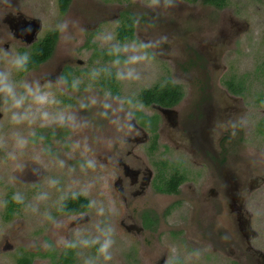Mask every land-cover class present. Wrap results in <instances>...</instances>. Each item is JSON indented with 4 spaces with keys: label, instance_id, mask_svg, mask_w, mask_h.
<instances>
[{
    "label": "rangeland",
    "instance_id": "1",
    "mask_svg": "<svg viewBox=\"0 0 264 264\" xmlns=\"http://www.w3.org/2000/svg\"><path fill=\"white\" fill-rule=\"evenodd\" d=\"M125 12L136 15V39L120 42L116 30ZM20 24L28 34L21 38ZM61 25L67 26L61 30ZM52 29L59 30L53 55L20 74L12 60L28 55ZM66 66L73 70L72 89L61 79ZM0 73L17 93L25 83H38L56 101L41 110L71 114L81 125L38 118L14 125L15 109L0 94V264H20L25 257L32 264H51L72 246L75 264H260L264 0H228L221 9L202 0H72L66 14L57 0H0ZM107 73L116 77L118 94L102 87ZM165 76L185 92L180 120L198 113L204 122L193 138L186 136L196 125L180 135L164 126L151 156L149 133L133 131L130 124L140 109L139 93ZM232 78L236 83L243 78L244 93L229 91L225 84ZM24 109L36 113L38 106L29 98ZM16 134L27 140L22 150L14 147ZM204 154L214 158L213 165ZM132 158L151 169L168 159L189 180L178 195L150 188L141 198L125 174V164L135 168ZM88 160L95 167L89 168ZM76 193L90 200L89 210L64 214L62 202ZM8 198L20 203L10 215ZM171 205L156 230L132 228L141 226L145 210L162 216ZM106 226L113 241L108 261L99 243H81L98 237L102 242L98 229Z\"/></svg>",
    "mask_w": 264,
    "mask_h": 264
},
{
    "label": "trees",
    "instance_id": "2",
    "mask_svg": "<svg viewBox=\"0 0 264 264\" xmlns=\"http://www.w3.org/2000/svg\"><path fill=\"white\" fill-rule=\"evenodd\" d=\"M72 0H57L58 8L61 14H66ZM189 2H195L197 0H185ZM203 3H210L215 5L218 8H222L227 4V0H202ZM136 15L132 12H125L123 14L122 23L118 26L116 30V36L120 42H127L130 40H135V25H136ZM59 39V30L52 29L45 37L38 42H36L32 49L30 50L28 55H24L26 57V64L23 69L19 70L20 74H25L28 71L37 68L40 64L46 62L53 55L56 44ZM73 70L70 67H66L63 73L64 79L68 84V88H74V78H73ZM231 80L226 81V85L230 88L232 92L235 94L244 93L246 85L243 84V78L239 80V82ZM102 87L109 89L112 93L118 94V82L116 77L107 73L105 78L102 80ZM183 96L182 87L175 83L170 77H166L161 80V82L156 83L154 86L150 88L143 89L139 95V99L142 101L144 105H149L151 103H155L159 106L163 107H173L181 100ZM53 131L50 132L52 135ZM50 138V137H49ZM184 178L174 176L171 181L166 183L167 191L169 193L177 192L178 185L183 182ZM90 200L83 196L80 193L73 194L64 199L61 205V210L66 214H80L85 213L90 208ZM20 206V203L15 201L14 198H8L7 207L8 214H12L15 210H17ZM74 247H68L64 253L60 256V258L51 264H75L76 256H75ZM20 264H32L31 258H22L20 260Z\"/></svg>",
    "mask_w": 264,
    "mask_h": 264
},
{
    "label": "flooded vegetation",
    "instance_id": "3",
    "mask_svg": "<svg viewBox=\"0 0 264 264\" xmlns=\"http://www.w3.org/2000/svg\"><path fill=\"white\" fill-rule=\"evenodd\" d=\"M187 2H189V1H187ZM227 2H228V0H227ZM208 5H210L212 7H216L215 5L210 4V3H208ZM216 8H218V7H216ZM218 9H221V8H218ZM17 27H20V28H16V30L19 32L17 35L18 37L21 38L23 36L28 35V34H25L26 31H24L22 29L21 24H20V26L17 25ZM26 30L28 31V29H26ZM134 32H136V25H135V31ZM46 62H44V63H46ZM66 67H70V66H66ZM64 69L62 72L61 79L66 81L64 79V76H63ZM73 76H74V74H73ZM166 77H169V76H165L164 78H166ZM170 78L172 79V77H170ZM227 88L229 89V91H231L228 86H227ZM101 89H103V88H101ZM182 92H183V96H182L181 100L179 101V103H177L173 107H163V106H159L155 103H151L149 105H144L138 96V101L140 103V109H138L134 112L135 117L133 118L130 126L132 127L133 131H141V132L149 133L150 137H147V139L150 141V147L148 149H149V153L151 156H155L157 153L158 144H159V141L161 140L162 130H163L164 126L169 125L171 129H173L174 131L177 132V134L180 135L182 133H185V129L187 128V126L189 124L196 125L194 127V129L187 134V136H186L187 138H193L194 137L193 135L196 134V132L200 131V125L204 121H202V122L199 121V114L198 113H195L194 116H192V117L186 116L185 120L186 121L188 120L187 122H183L182 120H180L179 107H181V102L183 101V99L185 97V92L183 90V87H182ZM140 93H139V95H140ZM232 93L235 94L234 92H232ZM202 114H203V112H202ZM195 118H196L197 124L195 122ZM218 119H222V118H218ZM127 134L131 135L130 132H127ZM199 137H201V135ZM136 139L137 138H134L133 140H136ZM164 150H166V149H164ZM205 153L207 154V152H205ZM206 154H204L206 159H208L209 163H211L213 165L214 158L208 157ZM129 161L134 164L132 166H134L135 168L130 169L125 164L124 165L125 174L131 175V177H132L131 185L133 187L134 186L138 187V191L136 194L141 195L140 196L141 198L145 197L148 192H151L150 188H152L153 189L152 191L158 195H160V194L164 195V196L178 195L181 192V187L189 180L187 173H183V171L179 170L178 168H172V165L168 161V159H160L158 162H155L153 164L154 169L143 167L141 164H139V161L135 158H132V161L131 160H129ZM205 165H206L205 162L201 164V166H205ZM174 176L182 177V178H184V180H183V182H181L178 185V187L176 189L177 192L169 193L166 190L167 189L166 183L171 181ZM217 198L224 201V200H226L227 197L224 194L221 196H219V194H218ZM169 208H171V209L166 210L162 216H160L159 214H157L156 212H154L152 210H145L143 212L141 226L138 228L136 225H133L132 228L134 230L141 229L145 232L156 230L158 228V226L160 225L161 219H167L168 215L171 214L170 211H172L173 205H171ZM81 214H84V213L74 214V215H81ZM245 231L248 233L247 229H245ZM173 264H180L179 260H176ZM235 264H238V263H235ZM260 264H264V255L262 257V261H260Z\"/></svg>",
    "mask_w": 264,
    "mask_h": 264
},
{
    "label": "clouds",
    "instance_id": "4",
    "mask_svg": "<svg viewBox=\"0 0 264 264\" xmlns=\"http://www.w3.org/2000/svg\"><path fill=\"white\" fill-rule=\"evenodd\" d=\"M67 25H61L60 29L63 30L66 28ZM26 57L24 56H17L12 60V64L15 66L16 69L20 70L23 69L26 64ZM136 57L133 56L131 58L130 62H135ZM119 75V74H118ZM128 77H132L133 73L129 71L126 74ZM24 92L23 93H17L15 90V86L9 81L8 75L6 73H0V94L3 95L5 98L6 103H10L11 108L15 109L11 112V123L14 125H19L25 121L31 123L35 119H39L42 122H51L54 121L60 126L69 125L73 128H78L81 125H79L75 119V117L71 114H66L64 112H57L54 116H50V113L47 110H41L44 109L45 106L51 105L55 103L53 97L50 96L47 92H43L41 90V86L38 83H33L32 85H29L25 83L23 85ZM31 99V102L38 106V110L36 113H31L28 109L21 110L23 105L25 104V101L27 99ZM93 104L96 103V101L93 99L91 101ZM81 107H84L82 104ZM105 109L109 108L110 105L105 103L103 105ZM103 115V113H102ZM14 147L16 149H23L25 145L27 144V140L20 136L19 134L14 135ZM12 159H15L14 155H11ZM60 166H63V161H60ZM87 166L89 168L95 167V162L93 160L87 161ZM19 199V197H17ZM104 212L103 208H100L98 210V214L102 215ZM100 232V236L103 238L102 242L100 241V238L94 240H88L84 239L81 241V243L84 246H88L89 244H97L99 243L98 251L103 256V259L105 261H108L111 259V256L109 255V249L112 245V228L110 226H106L103 228L98 229Z\"/></svg>",
    "mask_w": 264,
    "mask_h": 264
}]
</instances>
